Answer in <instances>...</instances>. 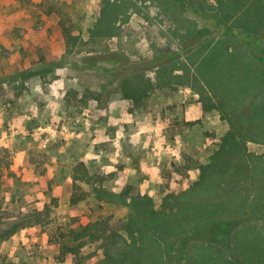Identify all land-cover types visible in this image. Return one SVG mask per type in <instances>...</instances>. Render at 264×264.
Here are the masks:
<instances>
[{
  "label": "rangeland",
  "instance_id": "obj_1",
  "mask_svg": "<svg viewBox=\"0 0 264 264\" xmlns=\"http://www.w3.org/2000/svg\"><path fill=\"white\" fill-rule=\"evenodd\" d=\"M222 1L0 0V221H31L0 238V263L76 264L55 233L100 219L125 238L117 259L142 257L150 234L166 264H191L184 248L192 264H264V27L241 14L264 0L234 15ZM215 43L211 67L249 126L195 74ZM133 74L152 83L138 101L121 85ZM82 255L99 264L103 247Z\"/></svg>",
  "mask_w": 264,
  "mask_h": 264
},
{
  "label": "trees",
  "instance_id": "obj_2",
  "mask_svg": "<svg viewBox=\"0 0 264 264\" xmlns=\"http://www.w3.org/2000/svg\"><path fill=\"white\" fill-rule=\"evenodd\" d=\"M236 1V0H234ZM237 0L233 5L238 3ZM232 2H230L231 4ZM240 3V2H239ZM253 3V2H252ZM221 8L225 6L226 2L220 0ZM241 10V14L244 17L245 15L251 17L253 20L250 22L245 21L242 17L243 24L249 30L256 31L257 27L263 24L264 27V9L261 4L254 2L252 4H243ZM240 8V9H241ZM222 10V9H221ZM237 6L234 5V9L231 14H237ZM223 12V11H222ZM222 14V13H221ZM224 18L227 16L225 13L222 14ZM226 16V17H225ZM222 17V16H221ZM257 22V24H256ZM217 46V43L210 46L209 49L206 51L207 53L203 54L202 57L198 60L195 65V74L200 80V82L205 87L208 94L213 98H219L220 105L222 106V110L227 113L235 114V118L240 120L242 125L249 126L248 123L252 122V115L249 112H244L242 108H240V102H236L235 99H232V95L227 90V86L230 82H227L225 75L222 74H215V71L211 67L212 65L216 64L219 60L215 56V60L213 58L210 59V52L214 47ZM224 58V56H223ZM247 61L250 62L253 66L254 63L249 61V59H245L244 57L241 59V62ZM257 64V63H256ZM215 67H218L217 65ZM257 68V65L254 66ZM264 71V66L260 67ZM215 70H217L215 68ZM226 79V80H225ZM234 79V78H229ZM236 84L237 85H246L250 86L249 80L238 78ZM260 82L264 84V78L262 77ZM261 84V83H260ZM122 87L125 97L133 99V101H138L143 96L147 94V87L152 85L151 81L147 78L145 79L143 75L140 74H133L130 76H126L122 78ZM261 91V96L264 97V85L259 88ZM263 90V91H262ZM235 101V102H234ZM264 101V98L263 100ZM239 104V105H237ZM251 112V111H250ZM257 122V121H256ZM87 176V167L84 162L80 161L73 166L72 172V179L73 184L76 186V180L82 179ZM49 206L46 204L41 210L36 211L34 215V222L43 224V218L49 216ZM31 221L20 222L14 221L8 224H2L0 221V238H8L16 233L20 228L27 226L30 224ZM106 222L100 219L93 220L87 224H81L77 227L72 228H64L65 230H60L56 234V240L59 244L57 258L59 260H63L68 254H72L76 258V264H83V260L86 258L82 255V251L85 245L97 243L98 246L103 247V258L99 262V264H166L163 256L162 250L157 249L156 244L157 242L153 238L152 235H148L146 243L143 244L142 250L143 256H136L131 254L128 257H125L126 254H122V257L117 259L113 254L114 243L118 240V237L121 240L125 241V238L120 236L116 232L107 233L106 229ZM133 233H128V235H132ZM184 237H188L190 240L194 242L196 241H208V242H218V237L221 236L220 233H213V237H209L208 233H183ZM216 238V239H215ZM186 248L181 249L179 255L185 257V260L192 264L190 257L186 252ZM124 255V256H123ZM125 257V258H124ZM0 264H15L10 261H2Z\"/></svg>",
  "mask_w": 264,
  "mask_h": 264
}]
</instances>
